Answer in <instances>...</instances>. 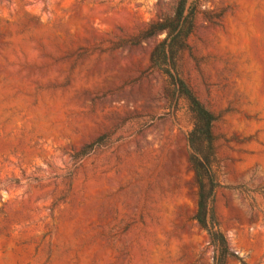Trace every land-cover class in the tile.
Returning a JSON list of instances; mask_svg holds the SVG:
<instances>
[{"label":"rangeland","instance_id":"rangeland-1","mask_svg":"<svg viewBox=\"0 0 264 264\" xmlns=\"http://www.w3.org/2000/svg\"><path fill=\"white\" fill-rule=\"evenodd\" d=\"M176 2L0 0V264H213L191 116L143 39ZM187 45L226 264H264V0H201Z\"/></svg>","mask_w":264,"mask_h":264},{"label":"trees","instance_id":"trees-1","mask_svg":"<svg viewBox=\"0 0 264 264\" xmlns=\"http://www.w3.org/2000/svg\"><path fill=\"white\" fill-rule=\"evenodd\" d=\"M200 1L177 0L172 15L150 23L143 32V39L159 33L165 34L163 40L151 51L149 63L167 77L172 96L176 94L184 100L191 116L192 128L187 134V145L189 164L197 186L194 220L206 232L213 247V264H226L227 259L234 255L228 248L215 213L216 192L220 187L215 170L213 134V125L217 118L194 96L177 69L179 56L188 48L187 39L194 29Z\"/></svg>","mask_w":264,"mask_h":264}]
</instances>
